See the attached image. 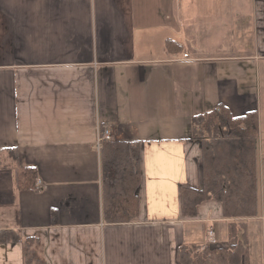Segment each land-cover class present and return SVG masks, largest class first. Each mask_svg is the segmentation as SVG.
Wrapping results in <instances>:
<instances>
[{"label": "crops", "instance_id": "1", "mask_svg": "<svg viewBox=\"0 0 264 264\" xmlns=\"http://www.w3.org/2000/svg\"><path fill=\"white\" fill-rule=\"evenodd\" d=\"M220 104L258 113L257 213L234 220L264 264V0H0V149L43 181L17 189L0 168V229L33 238L42 264H181L210 229L225 243L219 200L181 208L182 187L202 185L192 117ZM100 124L140 141L134 221L104 219ZM23 252L0 243V264Z\"/></svg>", "mask_w": 264, "mask_h": 264}, {"label": "trees", "instance_id": "2", "mask_svg": "<svg viewBox=\"0 0 264 264\" xmlns=\"http://www.w3.org/2000/svg\"><path fill=\"white\" fill-rule=\"evenodd\" d=\"M178 49H184L175 43ZM257 111L233 115L220 104L217 109L200 112L193 118L192 135L202 143V185L182 187V207L186 215H195L204 200L215 198L222 203L225 217L233 219L229 238L224 242L204 245L182 244L178 250L181 264H248L246 222L237 217L257 213ZM139 140L105 141L102 143L103 213L107 222L134 221L139 216L141 182V147ZM18 162L16 147L0 149V168L14 167L17 189L37 190L35 167ZM19 230L0 229V243L22 242L28 264H42L37 245ZM37 244V243H36Z\"/></svg>", "mask_w": 264, "mask_h": 264}, {"label": "built area", "instance_id": "3", "mask_svg": "<svg viewBox=\"0 0 264 264\" xmlns=\"http://www.w3.org/2000/svg\"><path fill=\"white\" fill-rule=\"evenodd\" d=\"M183 54H184V56H183L184 58H189V54L188 53H183ZM112 133H113L112 132V127L110 125L100 124L99 125V132L97 133L98 137H97V141H96V143H97L96 147L98 149H101L100 146H102L103 142L115 140V137H114V135ZM42 185H43V181L42 180H38L36 188H39ZM208 233L210 235V243H211V245L212 244H216L217 240L214 238L213 229H210Z\"/></svg>", "mask_w": 264, "mask_h": 264}, {"label": "rangeland", "instance_id": "4", "mask_svg": "<svg viewBox=\"0 0 264 264\" xmlns=\"http://www.w3.org/2000/svg\"><path fill=\"white\" fill-rule=\"evenodd\" d=\"M26 167H31V166L28 165V166H26ZM21 235H22V234H21ZM22 236H23V235H22ZM30 242H31V243H28V245H30V247H31V246H35V247H36V245H37V244H36V241L32 242V240H31ZM36 249L38 250V247H36Z\"/></svg>", "mask_w": 264, "mask_h": 264}]
</instances>
